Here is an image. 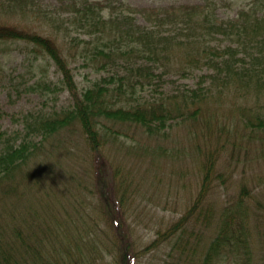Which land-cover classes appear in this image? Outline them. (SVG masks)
I'll use <instances>...</instances> for the list:
<instances>
[{"label": "trees", "instance_id": "16d2710c", "mask_svg": "<svg viewBox=\"0 0 264 264\" xmlns=\"http://www.w3.org/2000/svg\"><path fill=\"white\" fill-rule=\"evenodd\" d=\"M218 1L138 7L125 0H0V81L12 45L27 52L28 91L43 96L77 91L71 68L77 60L115 71L86 87L70 107L28 111L21 117L23 129L0 128V264H83L72 239L75 232L96 233L77 222L88 217L82 204L58 201L56 207L50 182L49 189L36 180L42 170L55 178L64 169L47 154L50 141L82 137L93 152L100 209L116 231L114 264H133L136 252L118 191L107 179V143H125L122 137H132L127 131L133 128L162 138L174 121H196L207 104L243 115L245 126L253 128L249 139L264 138V0H249L228 18L218 15ZM204 67L211 73L196 87L142 95L146 86L159 87L166 74ZM202 165L197 197L161 239L176 240L182 255L190 248L189 264H264V205L254 185L248 179L238 194L209 202L213 182L224 175L213 156ZM66 187L75 190L72 182ZM102 257L99 251L85 264Z\"/></svg>", "mask_w": 264, "mask_h": 264}, {"label": "rangeland", "instance_id": "374dc122", "mask_svg": "<svg viewBox=\"0 0 264 264\" xmlns=\"http://www.w3.org/2000/svg\"><path fill=\"white\" fill-rule=\"evenodd\" d=\"M125 1L147 7L200 4L205 0ZM247 1L220 0L217 13L221 18L235 17ZM71 68L78 85L76 92L65 90L50 96L30 92L27 88L32 74L27 66V52L22 45H12L1 64L0 128L23 129L21 117L28 111L70 107L86 87L115 72L111 68L96 70L93 66H85L82 60L72 63ZM208 73L211 69L206 67L187 75L174 71L164 75L165 80L159 87L156 83L146 86L142 95H158L156 89L162 94H176L185 87H196L200 77ZM50 74L55 80L60 77L55 66L50 68ZM252 104L256 108L255 99ZM207 105L208 110L200 113L196 121H174L162 138L150 137L133 128L127 131L132 137L122 135L125 143H107L104 150L107 179L118 191V205L136 252L133 264H189L190 248L182 255L176 240L161 238L197 197L202 183V163L210 156L216 159V170L222 172L224 180L213 182L207 201L222 203L226 197L238 194V186L249 179L250 185H254L256 199L264 205V138L249 139L253 128L245 126L243 115L234 114L223 105ZM260 105H264L263 99ZM47 148V154L64 169L55 178V173L42 170L36 180L41 181L42 188H49L50 182L56 191L57 197L53 199L56 207H60L58 201L82 204L88 217L77 219V222L96 231L90 237L75 232L77 236L72 239L75 243L72 247L82 250L83 264L91 257H99V251L103 257L98 258L97 264H114L116 249L112 250V243L114 245L116 231L110 220L106 225L100 209L101 195L97 191V165L93 152L82 137L68 138L67 135L48 142ZM70 182L75 190L66 187ZM63 228H59L62 234ZM154 241L157 243L153 244ZM62 242L69 241L63 237ZM259 252H262L260 246Z\"/></svg>", "mask_w": 264, "mask_h": 264}]
</instances>
